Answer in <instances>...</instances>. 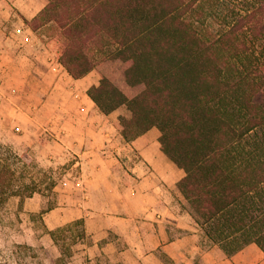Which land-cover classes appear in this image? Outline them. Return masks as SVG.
Returning a JSON list of instances; mask_svg holds the SVG:
<instances>
[{
	"label": "trees",
	"instance_id": "1",
	"mask_svg": "<svg viewBox=\"0 0 264 264\" xmlns=\"http://www.w3.org/2000/svg\"><path fill=\"white\" fill-rule=\"evenodd\" d=\"M28 23L73 78L99 70L87 94L104 114L126 108V141L159 130L208 241L264 253V0H46ZM1 148L0 213L37 192Z\"/></svg>",
	"mask_w": 264,
	"mask_h": 264
},
{
	"label": "crops",
	"instance_id": "2",
	"mask_svg": "<svg viewBox=\"0 0 264 264\" xmlns=\"http://www.w3.org/2000/svg\"><path fill=\"white\" fill-rule=\"evenodd\" d=\"M45 4L0 0V137L18 153L62 165L54 205L38 193L6 203L21 228L10 241L48 252L13 254L8 264H264L255 244L228 257L208 241L177 187L185 172L162 151L159 130L126 141L119 112L102 113L87 94L100 73L73 78L39 40L28 22ZM77 222L71 243L50 235Z\"/></svg>",
	"mask_w": 264,
	"mask_h": 264
},
{
	"label": "rangeland",
	"instance_id": "3",
	"mask_svg": "<svg viewBox=\"0 0 264 264\" xmlns=\"http://www.w3.org/2000/svg\"><path fill=\"white\" fill-rule=\"evenodd\" d=\"M37 33L39 40L47 47L48 51L53 55H58V53L56 54L57 46L50 38H48L45 32L42 30H37ZM50 60H54V56H51ZM108 69H106V71L107 73H110L113 70V67L110 66L108 67ZM96 71L99 72V70ZM112 78L118 84L121 83L117 79V76L114 74V71ZM117 112H119V116L128 114L126 108L124 107L119 108ZM0 146H2V150L6 148L8 150L16 152L21 156V160H19L16 165L17 175L19 177L26 178V180L30 179L34 184H36V193L42 195L47 206L54 205V195L51 184L52 182H56L61 179L62 165H54L50 163L43 164L37 161V158L33 151H26L22 154L18 153L13 149L10 143L3 140L1 137ZM19 230H21V228L18 214L13 212L12 207L11 209L5 210V212L3 210L0 213V256H2L0 260H5V263L3 264H8V262L12 260L13 254L21 255L23 257L29 255H38L39 257H44L48 254L47 251L40 248L29 250L24 248L25 245L12 243V241L10 240L14 239V236L17 235ZM79 232L80 227L74 224L72 227L58 232L57 237L60 239L61 244L71 243L76 239ZM27 260L25 258L22 259V261H20V264L21 262H28Z\"/></svg>",
	"mask_w": 264,
	"mask_h": 264
}]
</instances>
